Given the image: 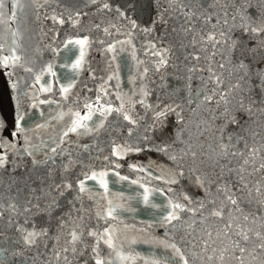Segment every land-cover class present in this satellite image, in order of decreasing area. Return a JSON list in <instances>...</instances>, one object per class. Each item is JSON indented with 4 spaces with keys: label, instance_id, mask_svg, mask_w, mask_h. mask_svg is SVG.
<instances>
[{
    "label": "snow or ice",
    "instance_id": "obj_1",
    "mask_svg": "<svg viewBox=\"0 0 264 264\" xmlns=\"http://www.w3.org/2000/svg\"><path fill=\"white\" fill-rule=\"evenodd\" d=\"M29 2L42 7L38 0ZM154 3L155 19L144 27L127 11L137 7V0H129L123 8L114 7L109 0H85L84 7L99 5L96 12H114L115 21H126L118 24L110 20L103 28L94 25L106 36H125L108 42L106 52L115 53L117 45H128L132 59L137 60L133 35L150 37L144 54L154 58L152 71L153 75L161 74L159 87L165 89L162 94L144 83L149 79L148 67L141 71L138 91L118 90L117 65L99 85L94 99L85 96L81 103L77 95L70 101L76 77L85 70L88 50L95 43L105 44L102 39L79 35L78 26L88 12H53L48 17L61 26L68 23L77 29V35L66 37L60 47L48 45L57 56L64 53L60 64L67 70L62 77L64 83L53 63L41 67L39 72L27 66L29 61L17 51L21 49L18 33L10 27L12 39L7 54V41L0 42V73L5 78L11 105L9 119L0 92V264H73V258L81 257L83 264H136L137 260L143 264H264V0ZM4 6L5 0H0V23H4ZM18 6L20 0L13 8ZM9 20L15 22V11ZM170 20L176 23L157 37L156 26L168 25ZM169 33L178 36L175 44L167 42ZM115 59L113 55L112 60ZM144 63L137 60V66ZM169 67L182 73L175 77L183 81L181 87L168 86ZM18 68L30 76H17ZM21 79L25 81L23 85ZM112 80H116L111 86L116 91L110 90ZM56 95L59 99H55ZM113 95L115 98L111 99ZM149 97L154 99L149 102ZM61 102L70 106L53 119H69L55 136L45 139L43 133L50 121L38 122L36 114L43 118L46 109L41 106L59 107ZM137 105L144 109L142 115L136 114ZM149 115L150 122L141 124ZM109 117L113 120L109 121ZM169 117H174L171 132L166 131ZM114 121L130 126L126 131L129 139L117 142L112 136ZM206 132L212 134L211 144H206ZM102 135L109 137L110 152L102 157L105 166L97 169L88 160L101 159L100 155L93 156V151H104L99 144ZM85 136H92V143H79ZM202 136L204 143L200 142ZM147 152L159 153L171 165L165 169L156 164L159 175L154 174L151 161L147 166L129 162L128 168L151 177L149 184L152 179L162 181L169 185L166 189H150L139 179L129 180L117 171L124 166L120 161ZM82 153L87 154L86 159L79 158ZM109 174L118 176L120 181L139 184L144 189V207L161 213L154 221L166 229L165 238L153 242L158 253L145 256L134 249L125 250L117 224L124 229L136 226L124 223L122 212L130 209L114 204L110 198L124 196L111 192ZM182 178L203 189L204 196L197 199L182 191L174 197L166 196L175 191L170 186L179 184ZM89 181L103 192L90 186ZM69 192L74 193L71 199L66 198ZM155 193L164 196L166 202H153L150 196ZM61 197L71 207L53 216L62 207ZM85 198L96 206L95 225L91 223V207H83ZM37 217L47 219L41 223ZM52 221L56 222L55 232L50 235ZM152 223L147 226L152 227ZM177 231L182 233L179 241L174 236ZM49 240L53 241L51 245ZM139 242L127 241L129 245ZM33 249L36 252L29 257L27 253Z\"/></svg>",
    "mask_w": 264,
    "mask_h": 264
},
{
    "label": "water",
    "instance_id": "obj_2",
    "mask_svg": "<svg viewBox=\"0 0 264 264\" xmlns=\"http://www.w3.org/2000/svg\"><path fill=\"white\" fill-rule=\"evenodd\" d=\"M16 0H5V6L2 9L3 12V20L4 23H0V42L7 43L5 44L4 54H7L8 45L11 43V34L8 30L9 27L11 30L16 31L18 33V42L21 44V49H18V54H22L27 61H29L27 66L33 67L35 71L39 72L41 67L45 66L48 63H53L56 65L55 71L57 72V76L61 77V81L63 80V75L66 73V69L60 67V64L64 62V53L61 52L59 56H57L48 45H52L54 48H58L61 46L63 40L68 36H73V28L65 23L63 26L54 23L50 18L55 14L59 15L60 13L67 14V11L81 10L84 12H88L89 15L83 16L81 19V24L79 25L91 38L96 40H104L105 44L95 43L88 50V54L86 57L87 63L85 65V70L81 72L77 77V83L75 88L72 89V92L75 96L79 95L80 102H83V98L85 96L94 99L96 92L99 88V85L103 83L107 77L113 73L114 69L119 65L120 71V89L125 93H132L134 88L139 89L141 85L140 74L144 67H148L150 69L148 73L149 79L145 80L144 83L148 84L150 89L155 90L156 93L162 94L165 89L160 88L159 85L162 83L160 76L161 74L153 75L152 71V63L151 61L154 59L151 56H145L144 52L147 47V41L150 37H146L141 33H135L133 35V43L136 46V57L137 60L145 61L144 64H140L137 66V60H133L131 53L132 48L128 45H117V51L115 53L106 52L105 46L108 42H114L116 39H125V36H106L100 30L94 28L95 24H100L101 28L108 25L109 21L117 22L118 24H126V21H115V13H100L96 12L95 9L99 7V5H89L88 7H84L85 0H49L48 3H44V0H38V3L42 5V7H38L36 4L29 2V0H20V6L13 8V4ZM109 2L114 6H120L123 8L129 0H109ZM12 11H15V22H11L9 17L11 16ZM128 12L132 14V18L137 20V23L141 25V27L147 26L145 24V20L138 6L135 9L129 8ZM123 47L124 50L120 51V48ZM115 55L116 59L112 60V56ZM126 62V66H125ZM17 76L22 78H27L30 76L29 73L23 72L21 69L16 70ZM4 83L5 78L2 73H0ZM95 76V79L92 76ZM170 78V79H169ZM167 77L166 80L168 86L176 87L175 82L172 77ZM45 79H52L50 77H45ZM154 81V82H153ZM24 79H21V84H24ZM116 84V80H112L110 82V90L116 91L117 89L112 88ZM6 86V84H5ZM58 88V85L54 86ZM7 89V88H6ZM91 89V91H88ZM41 98H45L41 96ZM114 99V95L110 97ZM55 99H59V95H56ZM154 97H149V102H151ZM70 106V105H69ZM66 104L61 102V106L56 105H44L41 108L46 109L45 116L40 118L37 115L38 122L41 120H49L50 127L46 132L43 133L44 138L47 139L49 136H55L64 124L68 121L69 117L65 116L64 120L57 121L53 119L56 117L58 112L64 111L67 112L68 107ZM32 109H29V112H32ZM168 126L173 129L174 127V117H169ZM73 140L76 137H72ZM200 142L203 143L202 138L200 137ZM81 159H86L87 155L82 153L79 157ZM89 164L95 166V168H102L101 163L97 162L95 159L88 160ZM159 164V163H157ZM167 169L171 165V161H168L166 157L162 158L161 164ZM75 171V170H74ZM75 179V177H73ZM109 181V189L111 192L120 194L122 193L124 199H120L119 195L110 196L113 199L114 204H122L125 209H130L122 212L124 219V223L128 225H135L136 228L124 229L123 225L117 224L118 231L121 234V238L125 240L124 248L126 251L135 250L136 252H140L141 254L148 256L153 252H159L160 250L156 248L153 243L155 240L164 239V234L166 229L159 224L154 223L157 217L161 214L156 209L146 208L144 207L142 200L144 189L137 190L134 184H131L129 181H120L118 176H113L109 174L107 177ZM181 180L179 184H174L172 187L176 194L180 192L183 187H181ZM89 185L97 188L99 192H103V189H99L98 186L94 185L93 182L89 181ZM166 187V186H165ZM169 187V185H168ZM151 188H154L151 187ZM150 188V189H151ZM166 189V188H162ZM168 193H166V196ZM74 196V193L69 192L66 193V198L71 199ZM170 196V195H169ZM65 197L60 198V202L62 207L58 208L56 212L53 213V216L56 215L57 212H63L71 207V205L65 202ZM131 198V199H129ZM99 199V197H97ZM150 199L157 203L158 205L166 202L164 196H160L159 193H155L150 196ZM101 204H106V201H100ZM79 207V204L77 205ZM83 207L89 208L91 207V211L93 213V219L91 220L92 225L97 223L94 213L96 211V206L93 201L88 200L87 198L83 201ZM41 223L47 219L46 217H37ZM152 223V227H148V223ZM55 221H52V229L50 230V235L55 232ZM101 226H103V221L99 222ZM116 224L117 222H111ZM145 229V231L141 232L139 229ZM181 232L177 231L174 236L177 241H179ZM131 239H137L141 241L135 245H129L127 241ZM143 241H148L147 243ZM49 245L53 243V241H48ZM63 243V240H61ZM41 251L44 249L41 247ZM107 252V249L104 250ZM36 250L33 249L31 252L27 253L29 257L35 254ZM84 258L81 257L79 260L73 258V264H83ZM31 264V261H29ZM63 264V262H61ZM89 264H92L89 261ZM136 264H143L142 261L137 260Z\"/></svg>",
    "mask_w": 264,
    "mask_h": 264
},
{
    "label": "bare ground",
    "instance_id": "obj_3",
    "mask_svg": "<svg viewBox=\"0 0 264 264\" xmlns=\"http://www.w3.org/2000/svg\"><path fill=\"white\" fill-rule=\"evenodd\" d=\"M137 6L140 9V12L142 13L141 15L143 16L144 20H145V24L148 26L150 20H152V17L156 16V4L154 3V0H137ZM174 23H176L175 21H173ZM81 30L79 31V35L83 36V35H87V33L84 31L83 28H81L80 26H78ZM77 35V29L73 28V36ZM157 37V33L155 34ZM168 78L171 77L170 72L167 69V75ZM170 79V78H169ZM61 83H64L62 81H60ZM137 91L136 88H134L132 90V93ZM76 96L75 94L72 92V96L70 97V101L72 99H75ZM137 97H133V99H135ZM67 106L70 105L66 104ZM144 113V109L141 108L139 105H137L136 107V114H143ZM113 118L109 117V121H112ZM150 122V115L149 116H144V118L141 120V124H145V123H149ZM218 123V122H217ZM113 127L115 129V131L112 132V136L117 138V142H122L125 139H129L126 135V131L127 128L130 127L129 125L126 124V122L123 121H114L113 122ZM143 129H140V132L142 133ZM166 131L171 132L172 129L171 127H167ZM194 131V129H193ZM136 135V133L134 132V136ZM93 137L92 136H85L80 138L79 143L81 144H90L93 141ZM108 139L109 137L107 135H102L100 137L99 140V144L101 147H103L104 151L101 153H96L95 151H93V156L95 155H100L101 159L96 160L97 162L101 163L102 167L105 166V162L103 161L102 157L104 155H107L110 152V146L108 144ZM203 140V139H202ZM204 143V140H203ZM86 154V153H85ZM87 155V154H86ZM164 156L160 155L159 153H155V152H147V153H142L140 154V156H129L127 158V161H120V163L122 165H124L123 167H121L120 169H117V171L120 173V175L123 176H127L129 177V180L131 179H139L141 183H144L146 187H158V188H167L168 185H165L162 181L159 180H155L152 179L151 183L149 184L147 181L149 179H151V177H148L145 173H137V172H133L132 170H130L128 168V163L129 162H137V163H142L144 165H148L149 162H153V172L156 175L161 174L160 173V169L156 168L155 165L157 163H159V165L162 162V158ZM181 187H183V189L181 190L184 193H187L189 196L194 197V198H202L204 196V190L201 188H198L195 184L192 183V181L190 179H181ZM135 188L137 190H141V187H139V184H134ZM166 186V187H165ZM172 186V185H171ZM180 191V192H181ZM168 196H175V194L172 193H168Z\"/></svg>",
    "mask_w": 264,
    "mask_h": 264
},
{
    "label": "rangeland",
    "instance_id": "obj_4",
    "mask_svg": "<svg viewBox=\"0 0 264 264\" xmlns=\"http://www.w3.org/2000/svg\"><path fill=\"white\" fill-rule=\"evenodd\" d=\"M153 19H155V17H152V20ZM172 24H174V22L171 21V20L169 21V24L168 25H159L158 24L156 26V33H157L158 37L161 36V35H163L164 29L165 28H170ZM177 39H178V36L176 34L169 33V35L167 37V42L168 43H171V44H175ZM177 56L178 57L180 56V53L179 52H177ZM168 71L170 72V75H171V77L173 78V80L175 82V86L176 87H181L183 85V81L182 80H177L175 77L177 75L182 74V73L181 72H178L177 69L176 68H173V67H169L168 68ZM194 86H195V82H194ZM0 89L2 90L1 77H0ZM203 115L204 116H207L206 113H204ZM7 117L9 119L11 118L10 113L8 114ZM229 127L231 128L232 126L230 125ZM204 135L208 137V140H207L206 144H211L212 143V134L209 133V132H206ZM201 138L204 140V137L203 136ZM204 142H205V140H204Z\"/></svg>",
    "mask_w": 264,
    "mask_h": 264
},
{
    "label": "trees",
    "instance_id": "obj_5",
    "mask_svg": "<svg viewBox=\"0 0 264 264\" xmlns=\"http://www.w3.org/2000/svg\"><path fill=\"white\" fill-rule=\"evenodd\" d=\"M1 77V75H0ZM1 83H2V90L0 89V92L3 93V99H4V113L6 116H8V114L10 113L11 115V105L9 103V100H8V94H7V89H6V86H5V83L1 77Z\"/></svg>",
    "mask_w": 264,
    "mask_h": 264
}]
</instances>
